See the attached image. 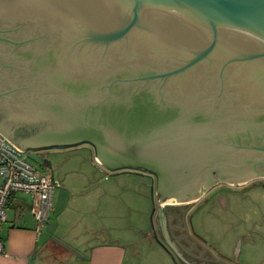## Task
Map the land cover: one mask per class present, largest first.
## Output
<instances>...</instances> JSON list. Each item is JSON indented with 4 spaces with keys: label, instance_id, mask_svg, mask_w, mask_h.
I'll return each instance as SVG.
<instances>
[{
    "label": "water",
    "instance_id": "obj_1",
    "mask_svg": "<svg viewBox=\"0 0 264 264\" xmlns=\"http://www.w3.org/2000/svg\"><path fill=\"white\" fill-rule=\"evenodd\" d=\"M0 135L155 176L168 241L164 205L264 179V0H0Z\"/></svg>",
    "mask_w": 264,
    "mask_h": 264
},
{
    "label": "rangeland",
    "instance_id": "obj_2",
    "mask_svg": "<svg viewBox=\"0 0 264 264\" xmlns=\"http://www.w3.org/2000/svg\"><path fill=\"white\" fill-rule=\"evenodd\" d=\"M38 155V167L49 168L61 184L54 198L64 207L58 232L73 242L78 256L89 257L91 247L106 243L118 247L124 264H182L158 234L159 204L150 176L103 168L87 144ZM237 187L238 192L204 198L190 209L168 206L181 217L180 230L173 222V234L186 236L211 262L237 258L238 264H264V179Z\"/></svg>",
    "mask_w": 264,
    "mask_h": 264
},
{
    "label": "crops",
    "instance_id": "obj_3",
    "mask_svg": "<svg viewBox=\"0 0 264 264\" xmlns=\"http://www.w3.org/2000/svg\"><path fill=\"white\" fill-rule=\"evenodd\" d=\"M55 193L52 211L40 229L33 215L37 200L25 193L12 197L0 231L4 244L0 264H124L118 247L111 244L91 247L89 257L75 253L73 242L58 232L57 219L64 207L58 204V198L54 200Z\"/></svg>",
    "mask_w": 264,
    "mask_h": 264
},
{
    "label": "built area",
    "instance_id": "obj_4",
    "mask_svg": "<svg viewBox=\"0 0 264 264\" xmlns=\"http://www.w3.org/2000/svg\"><path fill=\"white\" fill-rule=\"evenodd\" d=\"M61 187L49 168L40 169L28 157L0 135V231L6 222V209L17 193L29 194L37 200L33 215L40 229L48 220L53 207V195ZM4 244L0 237V255Z\"/></svg>",
    "mask_w": 264,
    "mask_h": 264
},
{
    "label": "flooded vegetation",
    "instance_id": "obj_5",
    "mask_svg": "<svg viewBox=\"0 0 264 264\" xmlns=\"http://www.w3.org/2000/svg\"><path fill=\"white\" fill-rule=\"evenodd\" d=\"M144 174H147V173H144ZM147 175L150 176V178L152 180V184L155 187V191H156V177L153 176V175H150V174H147ZM254 181L248 182V183H246L244 185H241V186L242 187L247 186V185L251 184ZM260 184L261 183L258 181L257 184H253L252 186L260 185ZM238 189L239 188L237 186H232L231 187V186H228V185L219 184V185L214 186L210 190H208L196 202L189 203V204H184V205H164L163 206L162 213H163L164 219H165L164 228H165L166 234L168 236V241H169V243L172 244L173 247H171V248L174 250V253L178 257L180 256L181 260L184 263L192 264L193 262L197 261L199 264H201V263H205V264H226L224 262H211V261H208L206 259V257L204 258L205 255L202 252L198 253L200 248L198 246H195L193 242L187 240L186 236L183 235L182 237H176L173 234V230L175 229V227H173V222L176 224V230H180V228H179L180 226H178V224L181 223V221H180L181 217L178 216V214L173 213V211H169L167 207L168 206H171V207L187 206V209H190L191 207H194L195 204H197L198 202H200L204 198L207 199V201H209V200H212L216 196L219 197L220 196L219 194H221L222 192H238ZM157 199H158V202H159L160 197L158 195H157ZM183 220H184V217H183ZM156 226H157V231H158V234L160 235L161 240L163 242H165L166 245H168L169 243L166 240V237H165V235H164V233L162 231V223H161V218H160V215H159V210L157 211V224H156ZM168 246H170V244ZM197 256H200L201 259L205 260V262L200 261V260L198 261V259H197L198 257ZM236 260H237V258H232L229 262H230V264H238L236 262Z\"/></svg>",
    "mask_w": 264,
    "mask_h": 264
}]
</instances>
